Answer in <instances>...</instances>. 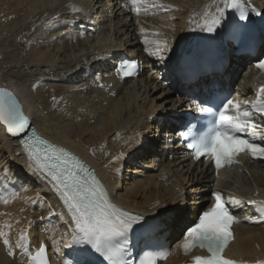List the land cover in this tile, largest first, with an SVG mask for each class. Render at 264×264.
<instances>
[{
  "label": "bare ground",
  "instance_id": "1",
  "mask_svg": "<svg viewBox=\"0 0 264 264\" xmlns=\"http://www.w3.org/2000/svg\"><path fill=\"white\" fill-rule=\"evenodd\" d=\"M250 1L264 12V0ZM148 3L156 7L141 5L136 14L130 0H0V87L13 92L37 132L90 165L115 203L156 218L155 228L175 239L208 207L213 180L178 144L176 124L196 107L184 97L193 86L174 76L186 61L181 56L190 55L201 38L198 47L206 50L204 14L218 15L221 6L220 0ZM153 41L167 43L159 54L163 60L149 54L157 47ZM218 44L209 45L206 55H221ZM225 52L231 85L250 93L262 80L247 68L251 59L229 48ZM121 56L139 61L135 79L117 80L114 67ZM256 119L264 127V118ZM17 142L0 125V231L6 234L0 237V264H30L42 244L51 261L59 262L71 247H64L65 238L71 241V220L33 175ZM217 185L227 200L240 201L235 205L240 223L227 256L240 262L264 259V225L247 223L248 201L264 200V162H244ZM22 233L27 255L16 247ZM186 260L173 250L164 264Z\"/></svg>",
  "mask_w": 264,
  "mask_h": 264
},
{
  "label": "snow or ice",
  "instance_id": "2",
  "mask_svg": "<svg viewBox=\"0 0 264 264\" xmlns=\"http://www.w3.org/2000/svg\"><path fill=\"white\" fill-rule=\"evenodd\" d=\"M130 3L131 10L136 14L140 13L141 5L145 9L156 7L155 4L150 5L148 0H130ZM222 3L223 7H217L218 15L207 18L208 13L205 12L202 31H214L229 9L238 13L241 20L246 19L242 0H222ZM160 7L164 8L163 5ZM143 32L142 28L141 33ZM144 43L147 45L150 42L145 40ZM151 43H155L157 47L150 55H159L163 48L168 47L166 42ZM145 50H148L147 47ZM159 58L163 60L164 56L159 55ZM255 67L264 71V60H259ZM135 68V61L125 60L116 70L124 76H131ZM259 91L264 96V87ZM198 111L201 115L197 122H189L179 133L187 141V147L195 159L210 157L217 172L225 165L235 163L236 157L241 153L264 159V136L258 134L261 125L254 121L256 114L264 118V98L253 102L249 110L248 106L242 107L232 99L218 104L215 98L209 97L198 105ZM232 111L236 113L234 116ZM0 125L12 136H19L28 127L18 102L12 93L4 89H0ZM245 132L247 136L243 135ZM257 140L261 142L257 143ZM20 143L28 157L31 171L51 183L71 217V241L65 238L64 247H82L83 251L77 253L82 259L76 260L75 264H129L124 259L128 250L129 234L133 231H150L157 227L154 223L156 218L149 221L116 208L94 176L88 174L87 169L65 150L48 144L35 134L28 139H22ZM211 197L214 201L211 206L200 214L196 224L184 232L181 249L185 255L194 248L207 251L206 257H194L193 264H234V261L224 258L223 251L232 239V225L239 223L228 205H239L240 201L231 198L225 200L220 192H212ZM4 203L8 201L5 200ZM248 203L264 212V203L257 204L255 200H249ZM5 236L0 231V237ZM3 243L7 246L8 239L5 238ZM16 247L25 255L29 253L27 237L23 233ZM44 253L45 246L42 244L39 251L29 257L30 264H47L43 259ZM166 255L145 252L139 264H157Z\"/></svg>",
  "mask_w": 264,
  "mask_h": 264
},
{
  "label": "rangeland",
  "instance_id": "3",
  "mask_svg": "<svg viewBox=\"0 0 264 264\" xmlns=\"http://www.w3.org/2000/svg\"><path fill=\"white\" fill-rule=\"evenodd\" d=\"M202 40H204V39L201 38L200 42H198L197 44L191 46V48L187 52V53L191 52V54H190L191 56L189 54H184L183 56H181V60L182 59L186 60V59L192 58L194 56H202L204 54H208L209 50L211 49V46L207 45L206 50H201L198 47L199 43L201 44ZM220 46L218 44V46L216 48L219 49L220 53L222 54V52H224L226 48L223 49V47L221 46V48H220ZM125 170H126V168H125Z\"/></svg>",
  "mask_w": 264,
  "mask_h": 264
},
{
  "label": "water",
  "instance_id": "4",
  "mask_svg": "<svg viewBox=\"0 0 264 264\" xmlns=\"http://www.w3.org/2000/svg\"><path fill=\"white\" fill-rule=\"evenodd\" d=\"M0 89H4V90H6V91L12 93V91H10V90L7 89V88L0 87ZM12 95L14 96V98H15L16 101L18 102L20 108L22 109V106H21L20 102L18 101V99L16 98V96H15L13 93H12ZM22 112H23V111H22ZM23 115H24V113H23ZM24 117H25V120L28 122V127L25 129V132H24V133H21L19 136H12L11 134H9V133L7 132V130H6V128H5L6 133H7V135H8L9 137H11V138H13V139H18V138L24 136L25 134H27V133L29 132V130H30V128H31V123H30L29 119H28L25 115H24Z\"/></svg>",
  "mask_w": 264,
  "mask_h": 264
}]
</instances>
